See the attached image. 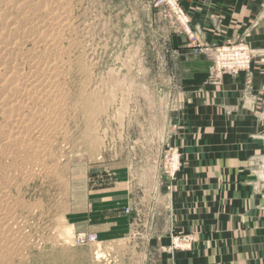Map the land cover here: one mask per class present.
<instances>
[{"label": "rangeland", "instance_id": "1", "mask_svg": "<svg viewBox=\"0 0 264 264\" xmlns=\"http://www.w3.org/2000/svg\"><path fill=\"white\" fill-rule=\"evenodd\" d=\"M183 2L64 0L65 8L70 9L68 24H72L63 35L60 57L58 55L60 76L64 75L63 78L59 76L62 89L59 105L60 108L66 105L59 114L62 119L58 116L53 123L57 122L58 133L47 132L46 135L44 132V139H48H43V144L33 145L36 139L32 131H28L26 134L32 139L25 135V145L29 144L31 151L24 145L26 150L23 146L20 152L6 148L4 137L0 135V190H6L15 204L20 203L16 225L25 229V240L19 239L22 240L21 252L15 256L9 254L10 260L2 264H37L42 254L77 248L76 235L69 223V210L77 192L83 191L85 177L104 167V162L114 164L122 160L126 162L125 174L141 210L139 220L154 222L153 229L148 226L142 229L143 235L153 231L157 236H170L175 251L192 250L200 231L196 216L203 210L207 216V208L213 204L208 195L195 194L192 187L194 172L185 165L182 153L172 143V125L185 104V86L179 77L172 38L185 37L180 41L181 45L190 46L196 43L198 34ZM31 6L35 10L40 5L34 1ZM40 12L37 16L42 17L43 11ZM18 17L19 14L12 15L13 19ZM241 42L246 44L243 40L235 44ZM34 48L31 43L25 44L26 51L33 52ZM35 50L41 57L43 49ZM28 69L25 68L26 73H29ZM211 70L212 67L210 75ZM6 73L0 71V84ZM36 109L41 112L36 121L45 118L49 110L47 105L31 106L26 116L33 115ZM48 135L51 136L46 137ZM38 144L44 149L49 147L44 159L35 153ZM10 154L14 155L9 158ZM174 158H177L176 162ZM35 161L45 173L38 172L41 168L38 170ZM112 166L116 168V164ZM185 167L189 174L184 173ZM21 174H27L29 180ZM112 178L116 179L115 174ZM181 182H187L186 188H182L187 195L181 197L184 199L181 205L186 211L180 213L177 211L180 205L177 193ZM182 219H189L194 230H183L179 226ZM184 236L192 237L194 244L190 249L176 250L174 243ZM95 247V255L103 256L101 244Z\"/></svg>", "mask_w": 264, "mask_h": 264}, {"label": "crops", "instance_id": "2", "mask_svg": "<svg viewBox=\"0 0 264 264\" xmlns=\"http://www.w3.org/2000/svg\"><path fill=\"white\" fill-rule=\"evenodd\" d=\"M183 4L198 30V47L243 40L254 52L250 73L215 82L210 56L195 53L197 45L182 46L185 37L172 38L185 86L172 143L194 172L195 194L208 195L213 204L207 216L205 210L196 216V244L192 250L175 251L170 236L153 231L143 235L142 229H153L154 222L139 220L126 162L117 161L115 169L104 162L85 177L83 191L69 210V223L76 236L96 235L111 263L96 261V247L89 245L42 254L37 264H264V0ZM184 173H190L187 167ZM186 185L181 182L177 193L180 213L186 211L181 205ZM179 224L185 231L194 230L189 219Z\"/></svg>", "mask_w": 264, "mask_h": 264}, {"label": "bare ground", "instance_id": "3", "mask_svg": "<svg viewBox=\"0 0 264 264\" xmlns=\"http://www.w3.org/2000/svg\"><path fill=\"white\" fill-rule=\"evenodd\" d=\"M34 1L39 2V5H40L38 6L37 9L35 8V10L31 6L32 4H34ZM45 7L47 8L50 7V9H46ZM40 11H43L42 17L37 16ZM68 11H70V9ZM68 11L65 8L64 0H33V1L31 0H0V61H1L0 71L5 70L7 72L6 76L3 77V80L0 84V93L3 91L2 94H0V117L3 118L2 120H0V135L4 137L5 143L4 144L2 143V144L6 148H10V150L15 149L18 152L22 150L23 146L27 144L26 142L27 137H30V139H32L31 136L29 135L27 136L26 133L28 131L29 132L32 131L31 134L33 133V137H35L34 139H36L35 140L36 142L34 141L35 143L33 141H32L33 143L31 142L33 145L37 144V142L40 144L43 141V139L45 138L44 132L46 133V135H47V132H49L48 134L52 133L53 135H55V133L53 132H57V127H55L57 122L54 125L53 124L55 122L54 120L59 116L62 110L61 108L62 107L64 108V106H66L63 104L64 106H61L60 108V105H59V99L61 98V90H62V89L60 90V85H59V81H60L59 76L61 72L60 62H59V59H60L59 52L62 50L61 43L64 37L63 35L65 32H67L68 29L71 28V27L69 28V25L72 24V23L68 24V14L70 13V12L68 13ZM14 13L19 14V17L13 19L12 15ZM28 43H31L34 45L35 48L33 49L34 50L33 52L25 50V44H28ZM35 49L37 50L43 49V52L41 54L43 53L44 54L43 55L40 54L41 57H38ZM26 67L29 68L28 69L29 73H26V70H25ZM63 76H60V78H63ZM63 86L64 85H62L61 88H63ZM63 92H65V90ZM61 100L63 101V99ZM40 105L41 107L42 105L48 106L49 110L47 112L48 114L45 116L46 120L45 118H42L41 121H36L38 119L37 116L39 115V112H40L38 109H36V111L38 110L37 112L36 111L34 113L32 112L33 115H31L30 113L31 116H26L25 113H27L26 111L28 109L29 110L31 109V106L38 107ZM43 111H44V108H43ZM63 113H64V109H63ZM60 118L62 119V117ZM43 119L45 121L42 122ZM50 136L51 135H48L46 137H50ZM46 139H44V141H46ZM39 144H38V148L35 151V153L38 156H40V158L42 157L44 159L45 155L48 153L47 150L49 147L47 149H44L42 148L43 145L39 146ZM28 145H25V146H27L28 149L30 150L31 146H28ZM39 147H41V149ZM24 149L26 150V147ZM7 153H9V151ZM12 155L9 158H11ZM17 159L19 160V157H17ZM25 163H26V160H25ZM34 163H36V161ZM37 165H38L37 167L39 170L40 166L39 164ZM44 165H45V162H44ZM20 167L21 165L19 166V168ZM43 170H47V169H43ZM23 171L25 172V170ZM38 172H42V168ZM43 172L45 173V171ZM8 173L6 174L7 177H8ZM22 176H24L23 178L25 179L26 177H28L27 174H23ZM11 180H9L10 185L8 182L9 186H11ZM2 181H5V180H2ZM2 184H5V183H2ZM6 189H9V187H6ZM4 191L6 190H3L0 193V196L4 194L3 195L4 197L0 198L1 200L0 201V264L10 260L8 258L9 254H14L15 256L16 255L15 253L21 252L22 244L20 243H22L21 242L22 240L19 241V239L20 238L24 239L23 235H25L24 227L23 226L18 227L17 226L18 222L16 220L18 218L17 209L19 208L20 203L18 204L16 202L15 204L12 201V197L8 195V192L6 191L7 193L5 195ZM11 226H14V227L11 228ZM11 256L12 255H10V257Z\"/></svg>", "mask_w": 264, "mask_h": 264}, {"label": "built area", "instance_id": "4", "mask_svg": "<svg viewBox=\"0 0 264 264\" xmlns=\"http://www.w3.org/2000/svg\"><path fill=\"white\" fill-rule=\"evenodd\" d=\"M181 14V11H179ZM194 38V37H192ZM197 45L195 53L204 52L212 58V70H211V79L215 82L221 80L224 76H236L240 73H250L252 69L254 52L243 42L233 43L232 45H220V46H205L198 47L199 40L196 38ZM175 162L177 158L173 159ZM128 212V210H127ZM76 243L79 246L87 245H99L98 237L96 235H77ZM179 243V244H178ZM194 244V239L190 236H184L181 241L177 239L174 243L175 249H190ZM95 259L98 262H108L111 261L107 256L95 255Z\"/></svg>", "mask_w": 264, "mask_h": 264}]
</instances>
